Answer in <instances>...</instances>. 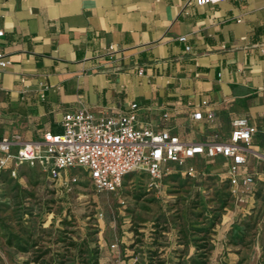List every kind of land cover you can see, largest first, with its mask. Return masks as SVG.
I'll return each mask as SVG.
<instances>
[{"label":"crops","instance_id":"crops-1","mask_svg":"<svg viewBox=\"0 0 264 264\" xmlns=\"http://www.w3.org/2000/svg\"><path fill=\"white\" fill-rule=\"evenodd\" d=\"M0 28L12 59L0 68L1 134L33 140L61 132L69 111L136 102L140 125L191 142L227 138L246 117L257 127L251 150L264 152V0H0ZM198 109L214 120H195ZM248 159L254 192L238 205L251 207L264 200V163Z\"/></svg>","mask_w":264,"mask_h":264},{"label":"rangeland","instance_id":"rangeland-1","mask_svg":"<svg viewBox=\"0 0 264 264\" xmlns=\"http://www.w3.org/2000/svg\"><path fill=\"white\" fill-rule=\"evenodd\" d=\"M192 165L169 164L158 187L133 171L115 192L83 169L63 173L70 189L36 166L0 169V264H178L205 241L208 264H264V200L239 206L220 156Z\"/></svg>","mask_w":264,"mask_h":264},{"label":"built area","instance_id":"built-area-1","mask_svg":"<svg viewBox=\"0 0 264 264\" xmlns=\"http://www.w3.org/2000/svg\"><path fill=\"white\" fill-rule=\"evenodd\" d=\"M222 1L195 0L198 5ZM3 35L4 29L0 28V36ZM180 40L186 41L187 36H181ZM186 48L190 50V45ZM260 48L264 52V43ZM11 63L10 55L0 50V68ZM139 73L142 74L143 69ZM138 110L139 104L134 102L119 113L96 115L88 108L69 111L62 117L61 132L48 131L33 140H26L18 133H0V169L9 168L16 177L19 166H36L69 189L77 176H66L63 180V173L83 169L98 191L115 192L133 171L145 172L151 185L158 187L169 164L184 166L187 174L195 176L198 170L190 163L191 159L222 156L226 166L224 180L232 198L237 204L247 202L248 195L254 192L257 175L248 168V156L251 154L264 163V152L249 148L257 127L248 118H233L227 138L214 133L205 141L191 142L183 140L170 128L140 125ZM168 116L164 113V118ZM192 116L195 120L206 117L213 121L215 113L198 109Z\"/></svg>","mask_w":264,"mask_h":264},{"label":"trees","instance_id":"trees-1","mask_svg":"<svg viewBox=\"0 0 264 264\" xmlns=\"http://www.w3.org/2000/svg\"><path fill=\"white\" fill-rule=\"evenodd\" d=\"M205 240V239H204ZM207 241L204 243L197 242L196 246L201 251L197 252L196 255L190 257L186 262H184L182 259L179 260L178 264H208V255L205 251H202V249L206 248Z\"/></svg>","mask_w":264,"mask_h":264}]
</instances>
